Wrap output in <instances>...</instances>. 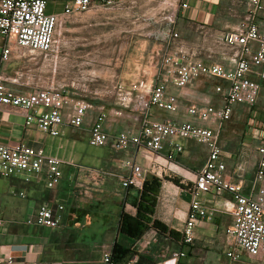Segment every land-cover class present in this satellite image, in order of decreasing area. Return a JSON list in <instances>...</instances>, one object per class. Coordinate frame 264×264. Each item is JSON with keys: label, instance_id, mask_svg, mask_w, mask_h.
<instances>
[{"label": "crops", "instance_id": "1", "mask_svg": "<svg viewBox=\"0 0 264 264\" xmlns=\"http://www.w3.org/2000/svg\"><path fill=\"white\" fill-rule=\"evenodd\" d=\"M71 1L46 0V11L62 13ZM176 1L172 3L173 6L163 8L160 16H155L149 12V0H92V8L74 12L57 30L56 49L51 62L62 69L82 70V81L98 90L120 85L127 91L141 82L140 89L149 91L156 75L154 52L162 46L155 36L166 27L170 12L176 9ZM183 1L187 2L188 7L177 10L173 26L180 39L173 52L192 53L206 62H223L228 51L216 40L224 33L239 28L246 12V0ZM137 6L139 11L136 10ZM165 11H168L167 14ZM262 20L264 16H259L258 21ZM3 46L4 39L0 36V55ZM8 67L10 74L15 73L20 84L32 79L42 83H45L44 80L55 83L56 80L54 75L41 73L42 66H33L31 61L16 60ZM98 68L106 69L107 74L95 79L92 70ZM217 85L225 87L228 83L218 78H203L182 89L167 83L166 92L178 95L181 105L210 104L221 107L223 99L215 90ZM260 85L259 95L264 82L261 81ZM99 93L97 96L83 94L82 97L96 106L107 109L114 106L110 96L102 91ZM136 93L132 92V95ZM253 106L233 105L231 117L224 123L220 134L227 171L234 180L242 181L246 192L249 191L255 168L246 164L241 154L238 158L236 154L247 147L246 144H255L256 151L260 135L256 122L262 119L264 108L260 112L255 111ZM151 118L159 121L193 119L182 110L172 112L157 107L151 108ZM135 125L133 120L122 119L112 124V128L122 130ZM76 132L65 130L63 140L74 138ZM60 140L34 126L26 128L21 114L0 111V143L23 142L32 147H42L47 154L59 155ZM176 142L182 144L183 150L172 160L166 157L168 144L159 153L145 149L116 152L105 147L109 151L107 155L93 152L76 157L73 151H68L67 156L62 157L69 158L73 164L62 165L61 181L54 188H49L44 177L34 178L25 185L26 198L11 194L13 188L23 187L21 177L0 178V259L3 260L0 264H105L103 254L112 249L115 243L129 247L131 252L116 258L113 264H123L133 254L144 258V263L153 264H227V228L232 221L233 207L229 194L199 196L201 202L215 208V214L197 223L192 243L182 241L192 200L191 189L196 173L205 163L207 149L193 140L180 139ZM67 145L71 143L66 141L64 149ZM131 155L142 167V184L152 177L160 180L162 207L157 209L156 217L180 233L175 240L164 242L159 236L156 239L143 237L137 240L118 232L122 204L139 191L134 186L127 189L121 186V178L126 174L121 164ZM91 172L95 173V178L90 177ZM166 177L178 183L174 184ZM79 183H83V186L78 187ZM42 204L53 208L59 220L56 226H41L34 222L36 211ZM57 205L63 208L58 210ZM128 209L133 215L135 210ZM152 240L157 249L149 248L153 245L150 243ZM176 251L184 252L185 256L177 260L171 258ZM8 257H12V263L6 262ZM244 261L243 264H257L254 260Z\"/></svg>", "mask_w": 264, "mask_h": 264}, {"label": "built area", "instance_id": "2", "mask_svg": "<svg viewBox=\"0 0 264 264\" xmlns=\"http://www.w3.org/2000/svg\"><path fill=\"white\" fill-rule=\"evenodd\" d=\"M176 2V9L169 14L166 27L155 36L162 46L154 52L156 75L151 89L142 91L141 82L127 91L120 85L101 90L93 88L94 95L102 91L113 99L114 106L107 109L96 106L79 92L68 93L66 85H45L34 79L20 84L15 73L8 71L9 64L16 60L31 61L33 66L51 62L56 49L57 30L74 12L92 8V0H72L62 13H48L46 0H0V36L4 39L0 55V111L21 114L26 128L34 126L61 140L67 129L83 131L90 146L109 147L116 152L145 149L159 153L168 144L166 157L172 160L183 150L182 144L176 140H193L204 145L207 157L196 173L191 189L192 200L182 241L192 243L197 223L215 214V208L201 202L199 196L227 193L233 201L232 221L227 228V264H243L245 259L264 264V110L262 119L256 122L260 135L255 171L248 192L241 180H234L228 173L220 144L221 130L231 117L233 105L253 106L261 89L260 82H264V20L258 21L259 16H264V0H246V12L239 28L216 40L228 51L223 62H206L192 53L173 52L180 39L173 26L174 19L178 9L188 7L186 1ZM203 78H218L228 83L225 87L217 85L215 88L222 95L221 107L181 105L178 95L166 92L167 83L182 89ZM132 92L137 93L132 95ZM152 107L172 112L182 110L193 119L154 120L151 118ZM122 119L133 120L136 125L114 130L112 124ZM59 148L64 149L63 142ZM63 164L72 165L73 161L57 154H47L42 147H32L23 142L0 143V178L21 177L29 182L44 177L47 187L54 188L62 179ZM121 166L126 170L121 178L122 188L134 186L140 189L143 170L134 156L124 159ZM90 177L95 178V173L91 172ZM82 186L83 183L78 184V187ZM62 208V205H57L58 210ZM34 222L54 227L59 220L51 206L42 204L36 211ZM112 249L103 254L105 264H113ZM181 256L185 253L176 251L171 258L177 260ZM12 261V257L6 260L7 263ZM123 264L146 263L140 262L139 256L133 254Z\"/></svg>", "mask_w": 264, "mask_h": 264}, {"label": "rangeland", "instance_id": "3", "mask_svg": "<svg viewBox=\"0 0 264 264\" xmlns=\"http://www.w3.org/2000/svg\"><path fill=\"white\" fill-rule=\"evenodd\" d=\"M149 1L150 3L148 4V6L150 9L149 10L150 14L152 13L155 16H160L162 13L161 10H163V8L173 6L172 3L175 0H149ZM136 10L139 11V6L136 7ZM105 61H108V59H106ZM40 72L41 73L43 72V74L44 72H47L51 76L54 75L57 81L55 80V83L53 84H60V85L65 84L66 86L64 87L68 93H70L71 91H74V92H79L81 94H86L88 96H97L93 94V87L90 86L88 83L82 81V78H84L82 70L62 69L61 67H57L56 64H53L52 62H46L43 64L42 68L40 69ZM92 73L94 74V76L92 77H95V79L99 77L102 78L107 74V70L98 68V69L92 70ZM44 81H45L44 83L45 85L50 84L49 80H44ZM79 88L83 89V91L79 90ZM252 108L255 109V111L258 110L260 112L262 108H264V86H263V90L261 91L259 95V99L257 103ZM74 136H75L74 138H69L68 140H60V142H63L64 147H65L66 141H69V144L71 143V145L66 146V149H63V148H58V150L56 149L57 153L60 156L62 155L67 156L68 151H71V153L73 151L76 157L77 156L81 157L85 153L91 154L93 152H97L98 154H102V155L109 154L108 149L105 147L90 146L87 142V139L85 138V133L83 131H77ZM254 145L255 144H252V145L246 144L247 147L241 149V151L240 150L237 151V154H236L237 158L241 154L243 156L244 162L250 166H253V168H255V164H256L255 161L257 157ZM28 183L29 182L24 181L23 187L15 188V189L13 188L11 190V194L22 197V198H26L25 189L27 186L25 185H28ZM173 183L176 184L175 182ZM161 185L162 184L160 182L158 187H156V192L154 195L155 197L154 207L152 209L151 214H145L143 211L137 212V206L139 205L141 193L132 194L131 196H129V199L126 200L122 204L119 217H118V224H117V230L120 234H123L127 237L137 239V240L142 239L143 237H149L150 239H156L157 236H159V239H162L164 242H166L167 240L176 239L175 237L179 235L180 233L175 231L173 228L167 225L164 221L156 217L157 209L158 208L160 209L162 207V203L160 200ZM153 186H156V184L154 183L151 184V187ZM148 195L149 194L147 193V195L145 196L148 197ZM165 204H167V201L165 202ZM128 208L130 209L133 208L135 210L133 215L128 212L129 210ZM122 214H128L131 216V220H129V222L126 221L125 223H123L122 225L124 227L123 231L121 230L119 226ZM31 217L32 216H30L29 218ZM151 242L153 243V245L152 246L150 245L149 248L157 249L155 246V242L153 240L150 241V243ZM116 249H117L116 254H118L119 256H122L128 252H131V249L129 247H125L123 244H120V243H116Z\"/></svg>", "mask_w": 264, "mask_h": 264}, {"label": "trees", "instance_id": "4", "mask_svg": "<svg viewBox=\"0 0 264 264\" xmlns=\"http://www.w3.org/2000/svg\"><path fill=\"white\" fill-rule=\"evenodd\" d=\"M151 179V180H150ZM150 179H146L144 180L142 187L139 189V191L137 193H141V197L139 200V205L137 206V212L143 211L145 214H151L152 213V209L154 207V200H155V192H156V187H158V185L160 184V180L158 178L152 177ZM165 179H169L172 180L175 183H178L177 180L175 179H171L166 177ZM156 184V186L151 187V184ZM147 193L149 194L148 197H146L145 195H147ZM142 209V210H141ZM129 220H131V216L128 214H122L121 216V220L119 223V226L121 228V230L123 231V223H125L126 221L129 222ZM117 249H116V243L113 246L112 249V261L114 262V260L116 258H121L124 257V255L119 256L118 254H116ZM139 261L144 263V258H142L141 256H139ZM146 264H153L152 262H146Z\"/></svg>", "mask_w": 264, "mask_h": 264}]
</instances>
